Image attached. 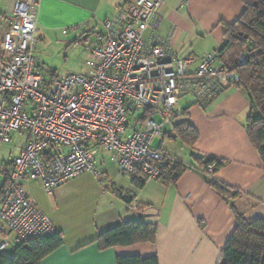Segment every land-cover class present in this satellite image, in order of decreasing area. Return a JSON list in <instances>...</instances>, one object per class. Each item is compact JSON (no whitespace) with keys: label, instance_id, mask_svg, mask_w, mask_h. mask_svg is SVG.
Here are the masks:
<instances>
[{"label":"built area","instance_id":"2783aa9c","mask_svg":"<svg viewBox=\"0 0 264 264\" xmlns=\"http://www.w3.org/2000/svg\"><path fill=\"white\" fill-rule=\"evenodd\" d=\"M163 0H134L100 22L79 72L54 77L36 58L39 0H16L0 35V145L16 132L26 140L0 193V220L15 243L54 232L49 218L27 197L25 184L53 188L84 172L100 179L96 154L108 153L122 173L159 178L173 160L163 140L183 117L180 99L210 103L238 76L217 50L193 67L159 37ZM246 61L238 52L236 64ZM157 116L158 120L155 119ZM168 127V129H166ZM158 139L157 147L152 146ZM101 162L104 161L102 157ZM214 165L206 171L212 173ZM9 244L0 239V253Z\"/></svg>","mask_w":264,"mask_h":264},{"label":"crops","instance_id":"0c3cea01","mask_svg":"<svg viewBox=\"0 0 264 264\" xmlns=\"http://www.w3.org/2000/svg\"><path fill=\"white\" fill-rule=\"evenodd\" d=\"M15 1L0 0V35ZM133 1L39 0L34 32L37 60L42 64L37 50L49 42L91 41L103 19ZM243 10L242 0H163L157 34L178 57L191 56L195 67L203 55L221 47L226 24L238 19ZM54 76L58 77L47 70L45 80ZM186 103L184 108L179 105L187 108L182 120L189 121L198 137L192 146L173 139L190 149L187 159L176 158L184 169L175 181L146 179L137 173L136 181L143 180L138 186L102 151L95 156L102 171L100 179L84 172L51 193L44 191L39 180L25 184L27 197L62 236L61 245L38 264H115L117 255L155 256L158 264H219L222 248L236 224L231 206L247 221L264 220V165L245 126L250 112L248 94L237 84L227 83L204 106L194 100ZM173 134L174 129L169 136ZM25 140L23 132H16L10 142L0 145V193L11 161ZM199 157L217 158L222 164L209 175L197 166L195 158ZM210 176L236 194L225 200L212 187ZM131 220L156 224L154 242L99 247L95 238L100 232ZM1 238L9 244L0 255L11 257L17 243L0 220Z\"/></svg>","mask_w":264,"mask_h":264},{"label":"trees","instance_id":"16d2710c","mask_svg":"<svg viewBox=\"0 0 264 264\" xmlns=\"http://www.w3.org/2000/svg\"><path fill=\"white\" fill-rule=\"evenodd\" d=\"M242 2L244 4L242 14L234 22L226 24L223 43L217 51L220 53L221 61L236 72L237 86L250 98V112L245 123L246 131L264 165V0H242ZM238 52L246 55V61L242 64L234 62ZM44 82L47 85L50 81ZM186 111L187 108L183 115ZM169 137L192 146L198 135L189 121L183 118L174 126V134ZM170 157L174 162L173 169H167L159 178L171 182L182 173L184 165L176 158ZM195 160L197 166L206 174H209L206 171L208 165H214L213 174L222 164L217 158L203 160L199 157ZM137 173L140 172L136 171L130 175L135 183L141 186L143 180L136 181ZM144 177L147 179L146 176ZM208 179L225 200L236 194V191H231L223 182L211 176ZM231 209L236 224L222 248L219 264H264V220L258 218L247 221L233 206ZM156 228L154 223L131 220L100 232L95 240L100 248L143 241L154 242ZM61 243L62 236L55 231L46 237L29 239L18 243L11 257L0 255V264H38ZM115 264H158V261L155 256L143 258L139 255H117Z\"/></svg>","mask_w":264,"mask_h":264},{"label":"rangeland","instance_id":"374dc122","mask_svg":"<svg viewBox=\"0 0 264 264\" xmlns=\"http://www.w3.org/2000/svg\"><path fill=\"white\" fill-rule=\"evenodd\" d=\"M93 36V35H92ZM92 41V40H91ZM82 40L78 43L71 44H60L54 42L47 43L48 45L40 46L38 52L42 56V66L45 71L54 72L58 77L64 76L68 72H79L82 70L84 65V59L86 55V48L90 42ZM35 47L36 41H35ZM48 73V72H47ZM46 74V72H45ZM193 101L190 96H187L186 99H182V103L178 104V107L184 108L187 105V101ZM158 117L155 116V119ZM168 129V127H166ZM159 140L155 139L152 142V146L157 147ZM162 148L165 149L168 153H175L177 156L175 158H185L190 152V149L185 145H182L179 140H173L169 137H166L163 141Z\"/></svg>","mask_w":264,"mask_h":264}]
</instances>
